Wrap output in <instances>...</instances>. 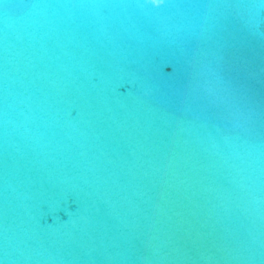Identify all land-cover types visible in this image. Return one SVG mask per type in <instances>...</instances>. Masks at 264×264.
<instances>
[{"label": "water", "instance_id": "1", "mask_svg": "<svg viewBox=\"0 0 264 264\" xmlns=\"http://www.w3.org/2000/svg\"><path fill=\"white\" fill-rule=\"evenodd\" d=\"M0 264H264V0H0Z\"/></svg>", "mask_w": 264, "mask_h": 264}, {"label": "clouds", "instance_id": "2", "mask_svg": "<svg viewBox=\"0 0 264 264\" xmlns=\"http://www.w3.org/2000/svg\"><path fill=\"white\" fill-rule=\"evenodd\" d=\"M146 5H151L156 8H161L167 3V0H144Z\"/></svg>", "mask_w": 264, "mask_h": 264}]
</instances>
